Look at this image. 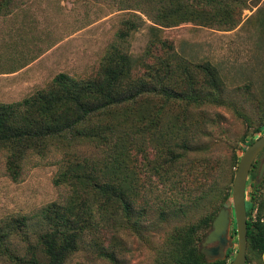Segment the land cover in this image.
Returning <instances> with one entry per match:
<instances>
[{"label":"rangeland","instance_id":"rangeland-1","mask_svg":"<svg viewBox=\"0 0 264 264\" xmlns=\"http://www.w3.org/2000/svg\"><path fill=\"white\" fill-rule=\"evenodd\" d=\"M242 1L246 8L234 28L187 21L155 30L174 45L167 63L182 57L191 67L211 62L220 92L201 85L203 75L194 69L196 90L188 98L149 94L132 104L123 127L132 140L126 148L121 141L108 152L91 142L55 143L44 156L31 154L18 180L0 160V233L10 232L0 247V264H24L33 250L40 252L39 234L47 228L43 210L76 200L81 206L87 202V226L64 264H176L191 228V240L201 249L211 229L206 222L225 205L232 210V186L245 144L264 126V0ZM130 2L0 0V103L47 88L60 72L77 79L94 77L114 44L137 60L136 74H148L149 66L142 62L154 59L140 58L154 37L152 22L129 8ZM126 20L138 27L121 40L118 33ZM179 75L171 86L180 82ZM140 102L148 112L143 122L136 113ZM65 151L89 157L86 169L97 173L96 184L111 182L127 204L100 192L94 180L88 187L78 184L77 193L70 184L57 183ZM113 154L116 160L109 158ZM231 232L234 247L227 262L238 250L235 221ZM245 264H264V255L248 246Z\"/></svg>","mask_w":264,"mask_h":264},{"label":"trees","instance_id":"trees-1","mask_svg":"<svg viewBox=\"0 0 264 264\" xmlns=\"http://www.w3.org/2000/svg\"><path fill=\"white\" fill-rule=\"evenodd\" d=\"M243 3L242 0H131L132 6L129 8L139 10L152 22L154 37L152 35L149 41L147 55L140 58L142 61L154 59L153 62H142L149 66V73L136 74L133 67L137 60L114 44L94 77L77 79L60 72L47 88L17 102L0 103V160L4 161L7 173L12 179L18 180L26 159L31 154L46 155L50 151L49 147L55 143H58L57 146H73L74 143L91 142L108 152L121 141L123 148H126L132 140L123 127L130 121L132 104L149 94H161L168 99L188 98L196 90L194 69L203 75L199 80L201 85L215 93L220 92L221 81L211 62L195 63L191 67L188 60L182 57L172 65L171 62L167 63L166 58L170 57L174 45L167 39L158 38L155 30L187 21L231 29L241 20L242 11L246 8ZM134 16L141 18L140 14ZM124 24L126 28L118 33L121 40H126L131 31L138 27L134 20H126ZM177 74H180L177 77L180 82L175 87L171 86ZM180 86L186 88L179 89ZM142 103H139L136 113L143 122L147 119L148 112ZM151 123L154 124V120ZM150 129L147 128L152 135L153 131ZM263 131L264 126L257 128L255 139ZM155 135L156 132L153 136ZM253 141H247L246 148ZM183 147L187 149L186 142ZM182 155L180 153L179 157H171V161L178 160ZM74 156L71 151L64 152L63 172L58 176L57 183L70 184L74 193H77L78 184L88 187L90 180H94V185L99 186L100 192L106 196H117L127 204L121 192H116V187L111 182L96 184L97 173L86 169L91 164L89 161H92L89 157ZM109 158L116 160L114 154ZM260 164L261 160L258 158L251 169L246 206L248 246L264 255V176L258 179ZM100 170L105 173V169ZM109 175L112 174L109 172ZM86 204L87 202L81 206L76 200L71 201L69 207L61 204H57L55 208L53 204L47 206L43 210L47 228L38 238L40 252L33 250L29 257L22 260L23 263L64 264L67 257L78 249L81 232L87 226L84 218ZM211 221L206 222L207 228L211 226ZM193 232L194 228L186 231L176 264L227 263V259L208 261L192 242ZM9 233H0V247ZM231 253L233 248L228 249L227 255L230 256Z\"/></svg>","mask_w":264,"mask_h":264},{"label":"water","instance_id":"water-1","mask_svg":"<svg viewBox=\"0 0 264 264\" xmlns=\"http://www.w3.org/2000/svg\"><path fill=\"white\" fill-rule=\"evenodd\" d=\"M261 160L258 179L264 176V134L256 138L243 152L235 173L232 186V210L223 206L212 220L210 231L205 236L200 252L208 261L227 259L229 248L234 247L231 225L236 222L238 250L235 257L226 264H245L248 250V182L251 169Z\"/></svg>","mask_w":264,"mask_h":264}]
</instances>
